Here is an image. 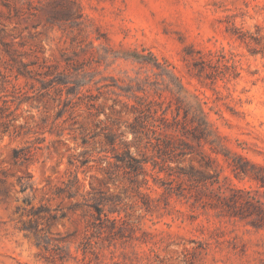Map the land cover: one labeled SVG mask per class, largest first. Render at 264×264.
<instances>
[{"label": "rangeland", "instance_id": "obj_1", "mask_svg": "<svg viewBox=\"0 0 264 264\" xmlns=\"http://www.w3.org/2000/svg\"><path fill=\"white\" fill-rule=\"evenodd\" d=\"M24 63L71 79L84 74L99 102L132 110L122 120L139 128L149 161L146 175L124 173L113 189L124 220L120 233L107 236L105 227L86 230L91 217L70 207L74 199L51 194L65 179L69 154L84 148L67 150L47 134L29 159L15 163L13 149L26 142L6 136L0 264H264V215H231L224 199L232 187L264 210V183L232 169L238 156L264 165V0H0V67ZM44 106L43 114L54 113L51 103ZM200 119L208 141L195 135ZM89 120L81 111L61 121L62 139L74 147L71 135L80 136L81 125L92 130ZM163 126L174 135V154L157 144L167 139ZM182 151L189 152L182 166L193 167L190 178L158 172L163 158ZM25 172L34 192L20 191ZM27 193L31 205L46 203L58 215L42 224L48 251L19 229L28 220Z\"/></svg>", "mask_w": 264, "mask_h": 264}, {"label": "trees", "instance_id": "obj_2", "mask_svg": "<svg viewBox=\"0 0 264 264\" xmlns=\"http://www.w3.org/2000/svg\"><path fill=\"white\" fill-rule=\"evenodd\" d=\"M207 62L210 63V60ZM3 67L4 69L0 67V143L6 136L24 138L26 145L13 149L12 156L15 163L29 159L35 150L40 149L47 141V134L55 133L57 138L52 139L51 142L65 145L67 150L84 148L78 153L69 154L65 179L61 184L50 187L52 197L74 199L70 207L80 210L84 216L90 215L91 217L87 219V231L90 227L98 229L105 227L104 231L108 234L107 236L120 233L124 220L121 215L123 200L119 192L113 189L118 188L124 173L134 176L146 175V163L149 161L144 156L139 128L134 125V122L122 120L123 116L132 110H127L122 106L116 109L115 103L107 106L105 102H99L100 96L90 92V87H88L90 80L84 74H75L71 79L63 72L55 73L52 70L41 71L38 68H29L27 63L23 64V69L16 67L13 70L7 66ZM75 70L76 73L80 71L79 68ZM55 76L57 78H54ZM21 78H23L22 81ZM47 103H51L55 108L52 115L43 114L42 108ZM81 111L90 119L92 130L87 131V128L81 125L80 136L71 135L75 145L70 147L62 139L64 132L59 128L60 122L67 118L76 119ZM100 115H104L103 118ZM161 117L165 125L171 127L163 112ZM133 118L136 120L135 116ZM173 118L175 119V116ZM122 125L124 129L121 128ZM163 129L165 131L163 137L167 139L157 141V144L162 146V151L174 154L175 146L168 139L173 138L174 135L167 133V128L164 126ZM193 129L195 135L208 141L205 120L197 121ZM128 133L132 134L131 139L127 138ZM97 142L101 144L99 150H95L94 145ZM94 151L102 154L95 157ZM188 153V151L180 152L182 158H174V156L163 158L158 172L171 171L167 173L171 179L175 174L179 178H190L188 173L193 167L190 165L187 169L182 166L185 155ZM204 156L208 160L212 159L208 154ZM238 159L240 162L234 163L232 168L236 174H242L264 183V165L253 163L242 156H238ZM171 163H175V166ZM152 165L155 168L157 163L152 161ZM80 168L84 173L82 177L79 176ZM93 169L95 172H90ZM87 172L90 173L87 175ZM202 176L203 172H200L197 178L200 179ZM17 182L21 192L26 193L28 190L34 192L38 189L29 172L19 175ZM230 189L234 190L233 193L231 196H224V199L231 215L242 218L254 213L263 217L264 210L253 203L249 196L245 198L236 196L235 193L243 192L242 190H235L232 187ZM32 199L28 193L23 197L25 204L23 213L28 216V220L23 221L19 229L23 230L26 236H32L33 243L37 247L48 251L51 239L47 237L42 224L54 221L58 215L50 212L46 203L38 202L36 205H31ZM16 209L18 210L19 206Z\"/></svg>", "mask_w": 264, "mask_h": 264}]
</instances>
